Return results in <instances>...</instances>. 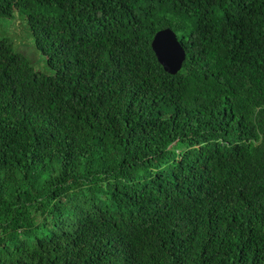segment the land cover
I'll return each mask as SVG.
<instances>
[{
	"label": "trees",
	"instance_id": "trees-1",
	"mask_svg": "<svg viewBox=\"0 0 264 264\" xmlns=\"http://www.w3.org/2000/svg\"><path fill=\"white\" fill-rule=\"evenodd\" d=\"M18 10L53 72L0 38V264H264V0Z\"/></svg>",
	"mask_w": 264,
	"mask_h": 264
},
{
	"label": "rangeland",
	"instance_id": "rangeland-1",
	"mask_svg": "<svg viewBox=\"0 0 264 264\" xmlns=\"http://www.w3.org/2000/svg\"><path fill=\"white\" fill-rule=\"evenodd\" d=\"M7 37L14 42L16 50L22 53L30 64L43 73L53 72L44 55L35 43V38L24 10H18L13 17L0 16V38Z\"/></svg>",
	"mask_w": 264,
	"mask_h": 264
},
{
	"label": "water",
	"instance_id": "water-1",
	"mask_svg": "<svg viewBox=\"0 0 264 264\" xmlns=\"http://www.w3.org/2000/svg\"><path fill=\"white\" fill-rule=\"evenodd\" d=\"M152 48L165 72L177 74L186 59V49L171 27L160 29L154 35Z\"/></svg>",
	"mask_w": 264,
	"mask_h": 264
}]
</instances>
